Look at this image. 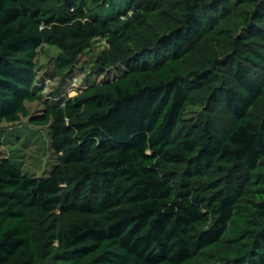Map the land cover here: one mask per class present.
Listing matches in <instances>:
<instances>
[{"label": "trees", "instance_id": "1", "mask_svg": "<svg viewBox=\"0 0 264 264\" xmlns=\"http://www.w3.org/2000/svg\"><path fill=\"white\" fill-rule=\"evenodd\" d=\"M96 39L97 77L43 98L40 50L63 80ZM21 117L55 161L0 154V264H264V0H0V122Z\"/></svg>", "mask_w": 264, "mask_h": 264}, {"label": "rangeland", "instance_id": "2", "mask_svg": "<svg viewBox=\"0 0 264 264\" xmlns=\"http://www.w3.org/2000/svg\"><path fill=\"white\" fill-rule=\"evenodd\" d=\"M103 40H94L93 49L81 55L80 62L71 76L60 80V77H52L56 64L57 48L44 46L36 59L39 79L44 77L46 88L43 90V98H48L49 93L56 87L73 95V87L93 80L97 76L86 74L81 63L94 56L105 47ZM86 78V79H85ZM88 79V80H87ZM70 80H73L70 86ZM30 114L41 111L42 103L38 101L26 103ZM0 154L19 167L23 172L34 176H47L54 164L55 154L50 147L47 125H34L28 117H21L13 123L0 122Z\"/></svg>", "mask_w": 264, "mask_h": 264}, {"label": "built area", "instance_id": "3", "mask_svg": "<svg viewBox=\"0 0 264 264\" xmlns=\"http://www.w3.org/2000/svg\"><path fill=\"white\" fill-rule=\"evenodd\" d=\"M72 84H73V83H72ZM73 88H74V87H73ZM73 88H72L71 90H73V94H74V93H75V90H74ZM69 94L71 95V93H70V92H69Z\"/></svg>", "mask_w": 264, "mask_h": 264}]
</instances>
